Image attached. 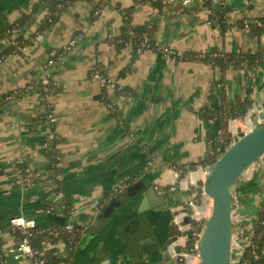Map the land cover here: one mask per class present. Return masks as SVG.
I'll return each instance as SVG.
<instances>
[{
    "label": "crops",
    "instance_id": "1",
    "mask_svg": "<svg viewBox=\"0 0 264 264\" xmlns=\"http://www.w3.org/2000/svg\"><path fill=\"white\" fill-rule=\"evenodd\" d=\"M37 1L0 0V32L30 12ZM225 4L226 26L212 20V9L204 0H165L162 12L149 1L66 0L50 29L0 60V225L19 215L40 226L73 221L84 229L72 256L74 264H177L169 245L174 241L177 249L185 250L188 233L178 230L174 216L186 207L191 193L170 190L177 180L176 167L196 163L185 177L194 180L192 188L201 186L206 175L200 166H206L200 161L211 156L224 130L216 118L205 122L199 112L206 105L221 104L220 67L183 55L211 49L239 53L243 61L225 74L227 97L239 103L250 85L249 96L257 106L252 117L255 122L264 118V23L260 33L253 25L264 17V0H225ZM99 5V13L91 19ZM132 5L133 24L150 20L156 44L135 59L130 45L118 49L114 42L124 24L122 8ZM40 17L28 34L38 28ZM246 20L250 26L242 24ZM9 43L1 38L0 49ZM50 57L55 59L50 65L52 101L63 156L60 186L47 176L49 157L43 146L49 130L40 123L46 108L38 84ZM99 64L104 68L101 76L92 73ZM107 79L110 83L103 93ZM27 86L29 91L18 94ZM212 88L215 101L209 97ZM9 93L18 99L4 101ZM243 121L227 119L232 141L236 137L232 129L238 126L240 132ZM259 161L264 163V154L233 191L234 219L246 214L253 228L261 208L255 206L261 199L256 193L264 191ZM20 164L38 173L36 183L21 179ZM120 184L123 187L113 192ZM152 187L165 201L140 211L145 191ZM60 189L73 201L70 214L64 196L57 195ZM49 194L57 203L52 211L44 201ZM14 242L6 232L4 264H33L30 258L17 259L10 253ZM69 252L63 240L44 246L52 264H66L61 259Z\"/></svg>",
    "mask_w": 264,
    "mask_h": 264
},
{
    "label": "trees",
    "instance_id": "2",
    "mask_svg": "<svg viewBox=\"0 0 264 264\" xmlns=\"http://www.w3.org/2000/svg\"><path fill=\"white\" fill-rule=\"evenodd\" d=\"M66 0H38L35 4L33 9L28 12L20 15L13 23L7 25L3 30L0 32V39L7 38L9 39L10 43L9 46L3 50H0V57L2 55H9L11 53L19 52L25 47L28 43L31 42L35 38V36L45 30L50 29L58 18V11L61 7V4ZM141 1H149L153 6H155L160 12H162L165 6V0H141ZM205 4H207L212 9V20L223 22L222 24L225 25L226 23V13L227 7L225 4V0H221L220 2H215L214 0H204ZM99 8L97 7L95 11H93L91 19H94L97 14L99 13ZM135 6H128L122 8L123 12V21L124 24L121 29V33L114 38V42L118 49H121L127 45L131 46L133 59L139 55V53L148 48H155L156 44L154 39L151 37L150 32V20L144 21L138 25L133 24V14H134ZM42 12H46V18L42 22L38 24V28L33 32L28 34L27 30L29 26L37 21L39 15ZM246 22L244 21L242 24L244 25ZM251 23V22H249ZM263 23L264 17H260L254 20L253 25L255 26V30L260 33L263 30ZM226 26V25H225ZM216 53V55H214ZM184 58H199L205 61H212L216 65H218L221 69V77L219 79V96L221 99V104L218 107H214L212 105H206L200 109L201 117L204 121H209L210 119L216 118L219 122L221 128H223V132L216 138L211 156L203 161H200L201 164L209 165L212 161L218 158V156L224 151V149L232 142V139L226 132L227 128V119L228 118H243L249 108L252 106V100L250 99V92L252 90L251 86L247 87V95L245 99L240 101L239 103H235L228 99V94L225 90V79H226V72L232 65H237L241 61H243L242 56L237 52H219L217 49H211L204 54H196L195 52H188L183 55ZM54 59V57H50ZM254 57H251L253 59ZM55 60V59H54ZM46 63V62H45ZM104 68L99 64L95 66L92 70V73L96 74H103ZM124 68L122 73L125 72ZM107 80L103 82V93H105ZM50 87L51 92L54 95V82L52 79V75H50ZM31 88L27 89L22 88L19 90L18 94H24L26 91H29ZM38 89L40 91V96L43 100V104H45L47 99L43 96L42 92L43 89L41 87V83L39 81ZM12 94H6L3 98L5 100H11L9 96ZM16 93H14V96ZM20 96V95H18ZM104 99L106 101V94L104 95ZM16 97V96H15ZM210 100L215 101L217 99L216 93L213 91V88L210 92ZM49 106H45L46 111L42 114L40 118V123L42 125H47L49 132L47 136L44 138V146L43 151L49 157V163L47 165V176L48 178L54 179L59 185L63 183V178L58 177V175L62 173V167L60 166V162L63 159L62 152L58 147V134L56 132V123H57V116L54 112V104L53 101L49 102ZM111 105V104H110ZM49 112H53L54 117L50 118L48 116ZM54 132V137L50 138L49 133ZM22 167L21 177L30 176V179L33 183H36L39 176L37 172H32L26 169L24 164H20ZM197 164L191 163L189 166H177L176 169L180 171V176L185 177L187 173L191 170L196 169ZM203 183V182H202ZM192 190L197 192L196 198L200 200L202 188L193 187ZM58 191V190H57ZM65 198V205L68 214H70L73 210V201L67 196ZM45 205L47 209L51 211L54 210L57 206L56 200H54L51 195H47L44 199ZM190 219V218H189ZM66 223H58V224H51L46 226L36 225L31 228L32 236H31V243L32 245L44 252V246L47 242H55L59 240H63L68 245L70 252L69 255L63 257L61 260H64L66 264L71 261L73 262V253L77 249L84 229L79 226L78 224L74 223L71 229L66 228ZM255 231L254 234L250 237V242L244 250L242 255L240 264H264V202L260 208L259 215L257 221L254 225ZM10 233L14 236L15 242L13 245H17L21 242L23 238V234L21 233L20 229L13 226L12 224L8 225H0V264H4L6 259V254L4 252V243H5V234ZM195 236L193 235V231L188 232V240L186 244V251H192L194 248ZM184 250V249H183ZM48 264H52L49 257L45 254ZM177 264H188L186 260L179 259Z\"/></svg>",
    "mask_w": 264,
    "mask_h": 264
},
{
    "label": "water",
    "instance_id": "3",
    "mask_svg": "<svg viewBox=\"0 0 264 264\" xmlns=\"http://www.w3.org/2000/svg\"><path fill=\"white\" fill-rule=\"evenodd\" d=\"M263 154L264 118L256 121L251 129L240 131L218 158L207 166L202 186L205 193L213 198V206L198 242V264H230L234 232L233 185ZM158 197H161L160 201L154 200ZM164 201L163 196H157L155 188H148L140 211Z\"/></svg>",
    "mask_w": 264,
    "mask_h": 264
},
{
    "label": "built area",
    "instance_id": "4",
    "mask_svg": "<svg viewBox=\"0 0 264 264\" xmlns=\"http://www.w3.org/2000/svg\"><path fill=\"white\" fill-rule=\"evenodd\" d=\"M214 1L220 2L221 0H214ZM245 22H246L245 23L246 26H250L249 21L246 20ZM39 36H40V33H38L35 36V38H38ZM74 42H75V40L72 41V43H74ZM165 50L168 52H171V53L174 52V50L169 49V48H165ZM214 55H216V53H214ZM7 56L8 55H2L0 57V60H3ZM54 61L55 60L52 58H49L46 61L43 74L40 78L41 87L43 89L42 94L47 99L46 100L47 102L44 104L45 106L50 105L49 102L52 101V98L54 96L51 92V87H50V75H51L50 65H52L54 63ZM97 75L101 76L98 73H97ZM107 82L110 83V79H107ZM27 89H29V86H27ZM9 98L10 99H18L14 96V94L10 95ZM256 109H257V106L255 104H252V106L249 108L247 114L243 117V120H244L243 124L239 125L240 128L242 129L241 131H247L255 125L256 122L254 121L252 115ZM48 116L50 118H53L54 117L53 112H49ZM232 134L235 136H237L239 134L238 126H235L232 129ZM54 135H55L54 132L49 133L50 138L54 137ZM251 166H249L246 169V171H249ZM206 168L207 167L200 166V170L205 175H206ZM175 176H176L177 180L174 184H172L170 186V190L175 191L177 189H186L191 194L186 201L187 202L186 207L175 214L174 222H175L178 230L182 233L185 232V234H186L189 231H193V235L195 236L196 239H195L194 248L192 251L177 249L176 243L173 241L169 245V252H170L171 256H173V257H177L178 259L184 258L188 264H198L199 259H200V255H199V251H198V242H199L200 236L202 234V230H203L205 221L208 218V216L211 214L212 206H213V201H212L213 198L205 193L203 186L201 185L202 193H201L200 200H198L196 198L197 192L195 190H192V186H191V184H194V180L191 179V181H189V179H187V177H181L180 171L178 169L175 170ZM58 177H62V174L60 173L58 175ZM21 179L25 183L34 184L32 182V180L30 179V176L21 177ZM57 185H59V184L57 183ZM122 187H123V185L120 184V185L114 187L112 190H113V192H115V191L120 190ZM57 195L60 197H63L64 193L60 189V190H58ZM202 206H204L205 208L199 210L198 208L202 207ZM48 210L51 211L50 209H48ZM232 211H233V217H234L235 216L234 210H232ZM10 224L19 228L21 233L23 234V238H22L21 242L17 245H12L10 247V249H9L10 253L17 259L24 258V257L30 258L32 260L33 264H48L47 263L48 260L45 256V253L43 251L36 249L31 243V236H32L31 228L37 225L36 220L33 218H26L22 215H19V216H13L10 219ZM73 225H74V222L69 221L66 224V228L71 229L73 227ZM233 231L234 232H233V239H232V247L234 245H237V244L240 245V242L237 239V233H236L234 226H233ZM254 231H255V228L252 229L251 235L254 234ZM249 242H250V240L248 241V243L246 245L244 244L245 248L247 247ZM68 264H71V261H69Z\"/></svg>",
    "mask_w": 264,
    "mask_h": 264
},
{
    "label": "rangeland",
    "instance_id": "5",
    "mask_svg": "<svg viewBox=\"0 0 264 264\" xmlns=\"http://www.w3.org/2000/svg\"><path fill=\"white\" fill-rule=\"evenodd\" d=\"M46 15H47L46 12H42L40 19H42V21H43L44 18H46ZM127 47H129V46H127ZM129 48H131V47H129ZM138 57H139V55L136 56V58H138ZM50 70L52 72V66L50 67ZM226 132L229 135L227 128H226ZM257 166H258L257 169H260L262 174L264 175V163H261L259 161L257 163ZM245 174H246V170L239 176L237 181L234 183L233 191L236 190L235 188L237 186V183L245 180V176H246ZM256 195L261 198L260 203L255 204V206L259 209L261 207L262 203L264 202V191L263 192L262 191L257 192ZM240 206L241 205L239 204L238 208ZM249 210H250V207H245V211H249ZM244 215L247 216L246 214H244ZM245 216H242V218L240 220H237V221L233 217V226L235 227V230L237 233V239L240 242V245L237 244V245H234L232 247L230 264H240L242 255H243L244 250H245L244 244L246 245L248 243V241L250 240V234H251L252 229H253V224H252V221L249 222V218H246Z\"/></svg>",
    "mask_w": 264,
    "mask_h": 264
},
{
    "label": "bare ground",
    "instance_id": "6",
    "mask_svg": "<svg viewBox=\"0 0 264 264\" xmlns=\"http://www.w3.org/2000/svg\"><path fill=\"white\" fill-rule=\"evenodd\" d=\"M196 174H197V173H196V172H194L193 176H196ZM211 199H212V198H211ZM212 201H213V200H212ZM204 208H205V207H204V206H202V207H199L198 209H199V210H201V209H204Z\"/></svg>",
    "mask_w": 264,
    "mask_h": 264
}]
</instances>
